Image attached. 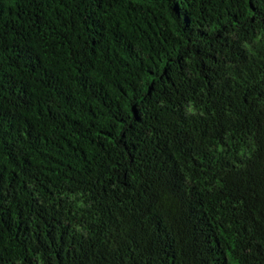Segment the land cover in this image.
<instances>
[{
    "label": "trees",
    "instance_id": "obj_1",
    "mask_svg": "<svg viewBox=\"0 0 264 264\" xmlns=\"http://www.w3.org/2000/svg\"><path fill=\"white\" fill-rule=\"evenodd\" d=\"M0 264H264V0H0Z\"/></svg>",
    "mask_w": 264,
    "mask_h": 264
}]
</instances>
